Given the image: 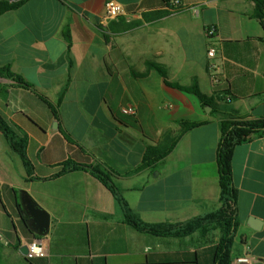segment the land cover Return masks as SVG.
Returning <instances> with one entry per match:
<instances>
[{"label": "crops", "instance_id": "obj_1", "mask_svg": "<svg viewBox=\"0 0 264 264\" xmlns=\"http://www.w3.org/2000/svg\"><path fill=\"white\" fill-rule=\"evenodd\" d=\"M108 1L23 0L0 14V114L26 140L32 165L0 130V264H212L215 257L219 230L141 232L90 171L64 169L76 163L106 170L145 222H183L218 209L221 121L264 118V19L256 0L172 7L115 0L124 12L105 25ZM210 26L218 85L208 69ZM5 67L28 85L3 74ZM166 81L197 84L211 104ZM130 105L136 114L124 113ZM182 121L205 123L169 152ZM148 148H156L149 165L136 170ZM231 169L239 220L234 258L249 245L251 264H264V135L234 145ZM23 191L50 214L44 237L25 221ZM33 240L43 242L46 256L23 252Z\"/></svg>", "mask_w": 264, "mask_h": 264}, {"label": "trees", "instance_id": "obj_2", "mask_svg": "<svg viewBox=\"0 0 264 264\" xmlns=\"http://www.w3.org/2000/svg\"><path fill=\"white\" fill-rule=\"evenodd\" d=\"M163 1L170 7L173 6L171 0ZM22 3L23 0H0V14L8 10L15 9ZM256 4L257 15L263 20L264 0H256ZM168 13V10H164L160 11L159 15H166ZM66 36L70 41L71 38L69 29H66ZM150 67L156 68L164 77H166V71L161 67L157 66L154 63H150ZM1 71L6 76L15 78L18 82L28 85L20 76L15 75L11 71L10 67H5L1 69ZM166 82L168 85L176 87L178 89L191 91L195 93L202 102L211 104V98L204 95L200 91V88L197 84L189 88L181 86L178 83H170L168 81ZM204 123L205 121H182L180 123L182 126V131L174 140L167 144V151L170 152L175 147L184 133H186L193 127L203 125ZM221 128L222 138L217 150V162L221 186V206L215 211L196 216L187 221L176 223H149L141 220L131 210L128 201L121 193L120 188L113 181L111 174L101 167L70 163L69 167L64 169V172L78 169L90 171L94 176H96L106 185V187L118 200L124 212L125 221L141 232L152 233L158 236H185L197 230H219L220 238L218 244L215 247L216 253L212 264H232L234 259L235 236L239 227V220L237 215V196L231 169L232 149L237 143L249 140L255 136H263L264 118H260L257 120L221 121ZM0 130L4 132L12 148L20 153L27 168L31 169L32 165L30 164L26 152V140L24 138L18 137L15 134V132L5 122L1 114ZM66 136L68 139H71L68 134H66ZM155 149L156 148H148V153H146L143 164L140 165L136 170L149 165V163L147 162L151 157L149 151H153Z\"/></svg>", "mask_w": 264, "mask_h": 264}, {"label": "built area", "instance_id": "obj_3", "mask_svg": "<svg viewBox=\"0 0 264 264\" xmlns=\"http://www.w3.org/2000/svg\"><path fill=\"white\" fill-rule=\"evenodd\" d=\"M171 3L175 6L181 4V0H171ZM124 12V8L121 3L115 0H109L106 3L105 8V15L103 19V23L107 25L110 21L117 19L120 15H122ZM216 29L213 26L206 28V36L208 39H210L211 44L208 47L207 55H208V69L210 72L211 81L214 85H218L221 83V77L219 74V63L217 61V54L218 50L215 46L214 37H215ZM124 113L126 114H136V108L132 105L127 106L123 108ZM0 239H2L0 235ZM35 243L36 247H39L41 249V254L37 256L35 253L29 254V258H36V257H44L47 255V248L40 240H33L29 243V249L30 247ZM252 262V255H251V248L249 245L245 247L244 253L241 255H238L234 258L232 264H251Z\"/></svg>", "mask_w": 264, "mask_h": 264}, {"label": "water", "instance_id": "obj_4", "mask_svg": "<svg viewBox=\"0 0 264 264\" xmlns=\"http://www.w3.org/2000/svg\"><path fill=\"white\" fill-rule=\"evenodd\" d=\"M210 108V106H207L206 110L208 111ZM22 214L24 218L28 216V218H25V221L35 234L44 237L49 233L50 214L25 191L22 193ZM23 252L28 254V245L23 247Z\"/></svg>", "mask_w": 264, "mask_h": 264}, {"label": "clouds", "instance_id": "obj_5", "mask_svg": "<svg viewBox=\"0 0 264 264\" xmlns=\"http://www.w3.org/2000/svg\"><path fill=\"white\" fill-rule=\"evenodd\" d=\"M33 253H35L37 256L41 254V249L39 247H36L35 243L29 249V254L31 255Z\"/></svg>", "mask_w": 264, "mask_h": 264}]
</instances>
